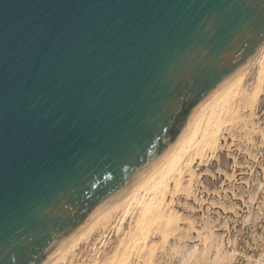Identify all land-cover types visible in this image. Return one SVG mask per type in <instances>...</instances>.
<instances>
[{"label": "water", "instance_id": "1", "mask_svg": "<svg viewBox=\"0 0 264 264\" xmlns=\"http://www.w3.org/2000/svg\"><path fill=\"white\" fill-rule=\"evenodd\" d=\"M264 47V0H0V264H46Z\"/></svg>", "mask_w": 264, "mask_h": 264}, {"label": "rangeland", "instance_id": "2", "mask_svg": "<svg viewBox=\"0 0 264 264\" xmlns=\"http://www.w3.org/2000/svg\"><path fill=\"white\" fill-rule=\"evenodd\" d=\"M259 54L245 78L248 91L264 74ZM239 115L225 125L214 152L184 168L178 191L164 201L176 224L163 225L164 230L153 225L132 264H264V88L254 107ZM174 186L171 181L170 189ZM140 211L122 221L117 209L108 224L58 264H107L116 253L121 256L141 236Z\"/></svg>", "mask_w": 264, "mask_h": 264}, {"label": "bare ground", "instance_id": "3", "mask_svg": "<svg viewBox=\"0 0 264 264\" xmlns=\"http://www.w3.org/2000/svg\"><path fill=\"white\" fill-rule=\"evenodd\" d=\"M259 56L264 59V47ZM248 70L249 65L230 78L215 95L203 104L176 144L162 157L160 162L141 177L124 196L93 216L46 264L66 261L82 241L89 239L93 232L108 224L110 216L117 209L122 212L121 220L123 221L132 211L140 207L138 226L141 227L142 233L139 230L141 236H135L138 240L136 239L135 242L133 240V244L126 246L121 256L116 253L107 263L132 264L134 256L143 253L147 246L149 232L153 225L154 228L157 226L158 229L164 230V227L174 222L176 217L172 212H168L164 201L168 194L178 191L183 179L184 168L196 159H202L208 153L214 152L227 127L225 125L239 118L241 110L253 108L258 101L264 88V74L255 88L248 91L244 87ZM171 181L175 182L173 190L170 189ZM171 228L174 229V226ZM135 238L133 236V239ZM149 249L151 254L154 253V248L149 247Z\"/></svg>", "mask_w": 264, "mask_h": 264}]
</instances>
